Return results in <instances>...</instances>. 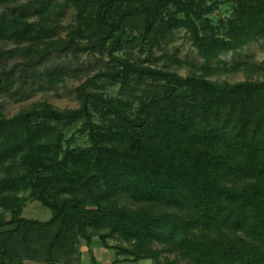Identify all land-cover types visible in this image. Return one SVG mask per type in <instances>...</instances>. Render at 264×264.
I'll return each instance as SVG.
<instances>
[{"label":"trees","instance_id":"trees-1","mask_svg":"<svg viewBox=\"0 0 264 264\" xmlns=\"http://www.w3.org/2000/svg\"><path fill=\"white\" fill-rule=\"evenodd\" d=\"M21 3L0 0V101L44 77L64 81L49 69L54 57L112 61L78 87V108L41 102L7 117L0 102V264H57L96 241L116 264H264V81L253 80L255 63L235 83L213 80L208 67L264 38V0H232L219 24L217 0ZM70 5L73 27L55 36ZM181 29L203 66L181 75L132 59ZM77 124L88 145L65 139ZM28 201L52 218H25Z\"/></svg>","mask_w":264,"mask_h":264},{"label":"rangeland","instance_id":"rangeland-1","mask_svg":"<svg viewBox=\"0 0 264 264\" xmlns=\"http://www.w3.org/2000/svg\"><path fill=\"white\" fill-rule=\"evenodd\" d=\"M63 1V0H60ZM214 0H209L212 2ZM219 7L213 13L212 19L215 24H219V18H226L231 15L233 11L232 0H217ZM25 0H22L24 3ZM21 3V4H22ZM61 8L59 5H53L51 11H58ZM1 10V9H0ZM76 9L74 6L64 8L56 23L55 36H66L72 29L74 21V15ZM169 42L162 46H157L150 53L148 50L137 47L135 49V55L138 58H132L142 62L144 65H151L153 68H164L172 71H178L181 75H187L191 72L192 66H203L206 62L201 56L198 49L193 45L188 33L182 29L175 35L169 38ZM18 44L8 41L7 48L16 47ZM177 52L181 64H178L176 59L169 56L174 55ZM75 52H69L67 54L54 57L49 63V69L55 70L57 67L61 68L66 73L64 81H60L56 86L51 87L50 80L42 78L38 82H29L26 90H17V94L10 96L9 98H2L1 103L3 106V113L7 117L15 115L23 108H31L37 106L41 102H47L54 106L56 109L65 110L78 108L81 105L79 97L78 87L88 77L97 74L103 69L104 64H109L112 61L109 57L103 56L99 53L93 55L88 52L80 53L79 57H76ZM257 65V69L252 73V78L255 81H264V38L252 41L249 45L241 48L238 53L225 52L221 54L220 59L212 61L208 67L213 71H217L213 74V80L228 81L231 83L244 81L248 79L249 71L252 64ZM88 67H92L89 75L80 74L79 70H85ZM68 74V75H67ZM157 81L147 79L148 84L156 83ZM113 94V90L110 91ZM80 125H74L65 130V139H70L74 136L76 143L74 145H88L87 134L79 131ZM2 209H0V213ZM23 216L29 219H36L40 221H48L52 218L53 212L49 207L44 206L39 201H28L23 208ZM161 248V246H159ZM94 249V253L97 257V264H116V257L112 251H109L102 247L98 241L88 248L84 243L80 250L75 252L72 257L60 259L56 261L57 264H94L91 258L90 250ZM166 256L174 259V256L166 254ZM27 264H37L33 261H27ZM119 264H167L164 257L159 261L153 258H145L139 261V263H119Z\"/></svg>","mask_w":264,"mask_h":264}]
</instances>
